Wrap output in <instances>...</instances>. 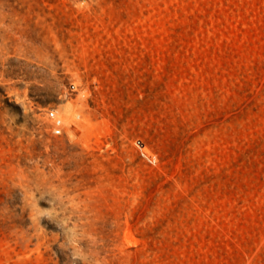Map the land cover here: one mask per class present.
<instances>
[{
	"label": "rangeland",
	"instance_id": "374dc122",
	"mask_svg": "<svg viewBox=\"0 0 264 264\" xmlns=\"http://www.w3.org/2000/svg\"><path fill=\"white\" fill-rule=\"evenodd\" d=\"M0 264H264V0H0Z\"/></svg>",
	"mask_w": 264,
	"mask_h": 264
},
{
	"label": "built area",
	"instance_id": "2783aa9c",
	"mask_svg": "<svg viewBox=\"0 0 264 264\" xmlns=\"http://www.w3.org/2000/svg\"><path fill=\"white\" fill-rule=\"evenodd\" d=\"M48 117L53 120V132L55 134H60L62 129V120L57 115L56 110H49Z\"/></svg>",
	"mask_w": 264,
	"mask_h": 264
},
{
	"label": "bare ground",
	"instance_id": "6f19581e",
	"mask_svg": "<svg viewBox=\"0 0 264 264\" xmlns=\"http://www.w3.org/2000/svg\"><path fill=\"white\" fill-rule=\"evenodd\" d=\"M63 111H64V119H65L66 123L68 124V123L71 122V119H73L72 118L73 113L71 112L70 105L67 102L63 106ZM59 118H61V117H59ZM81 120H84L85 122L89 121L90 120V115H84L83 119H81Z\"/></svg>",
	"mask_w": 264,
	"mask_h": 264
}]
</instances>
